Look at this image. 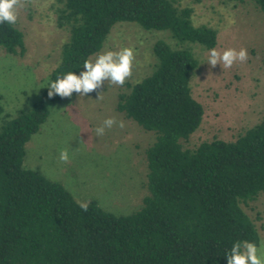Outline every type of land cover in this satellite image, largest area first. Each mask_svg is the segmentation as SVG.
<instances>
[{
  "label": "trees",
  "instance_id": "1",
  "mask_svg": "<svg viewBox=\"0 0 264 264\" xmlns=\"http://www.w3.org/2000/svg\"><path fill=\"white\" fill-rule=\"evenodd\" d=\"M252 1L264 14V0ZM57 2L58 26L70 37L49 80L79 75L119 23L169 32L176 42L155 44L153 72L120 94L117 105L156 134L145 152L149 194L129 215L95 200L83 211L61 183L24 166L26 145L50 117L48 105L65 98H48L46 88L39 103L15 117L0 103V264H227L233 242L261 241L242 205L264 195V119L234 142L183 147L204 116L190 86L199 60L186 44L215 48L217 30L195 26L193 9L177 0ZM0 48L25 54L16 24L0 25Z\"/></svg>",
  "mask_w": 264,
  "mask_h": 264
},
{
  "label": "rangeland",
  "instance_id": "2",
  "mask_svg": "<svg viewBox=\"0 0 264 264\" xmlns=\"http://www.w3.org/2000/svg\"><path fill=\"white\" fill-rule=\"evenodd\" d=\"M177 2L182 9H193L195 26L217 30L218 51L248 52L246 62L225 69L207 64L208 49L186 44L199 60L190 86L204 116L183 147L196 149L214 140L234 142L264 119V14L252 0ZM58 6L57 0H19L16 26L24 34L26 52L12 55L0 48V103L12 117L42 100L50 75L60 64L70 34L58 26ZM159 41L176 46L169 32L148 31L131 22L116 24L100 52L132 48L131 77L123 86L105 82L85 97L73 93L61 103L49 104V119L26 145L24 166L61 183L80 204L95 200L117 215L141 209L149 194L145 152L156 134L127 119L117 105L120 94L153 72L154 46ZM107 118L117 124L97 136L95 129ZM62 150L69 152L67 162L59 158ZM242 206L264 240V195Z\"/></svg>",
  "mask_w": 264,
  "mask_h": 264
},
{
  "label": "clouds",
  "instance_id": "3",
  "mask_svg": "<svg viewBox=\"0 0 264 264\" xmlns=\"http://www.w3.org/2000/svg\"><path fill=\"white\" fill-rule=\"evenodd\" d=\"M19 0H0V25H15L18 21L17 9ZM248 59V52L245 48L238 51L228 48L218 51L216 48L208 50L207 64L215 67L222 65L230 69L234 64L244 63ZM135 62V53L132 48L124 47L118 51H103L97 53L95 59H85L83 70L79 75L75 71H67L58 75L54 80H49L46 88L48 98L59 96L70 98L73 93L85 97L94 90L101 89L105 82L113 85L123 86L125 81L131 77ZM102 92H99L100 96ZM117 121L114 118L105 119L95 129L97 136L105 134L106 129H111ZM122 128L123 122L119 123ZM61 161L67 162L70 158L67 150L59 153ZM83 211L88 210L87 203H81ZM227 264H264V240L256 242L249 240H237L231 244L230 249L225 253Z\"/></svg>",
  "mask_w": 264,
  "mask_h": 264
}]
</instances>
